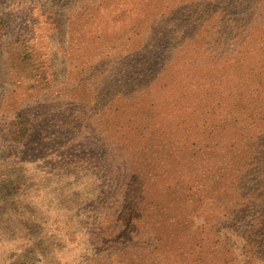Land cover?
<instances>
[{
	"label": "trees",
	"instance_id": "trees-1",
	"mask_svg": "<svg viewBox=\"0 0 264 264\" xmlns=\"http://www.w3.org/2000/svg\"><path fill=\"white\" fill-rule=\"evenodd\" d=\"M189 6L185 19H196L190 33L179 31L177 10L164 13V26L153 44H123L119 64L107 57L101 65L108 68L78 71L72 92L58 89L62 96L75 95L74 104L65 108L74 120L38 131L21 114L4 115L0 121V204H8L9 190L21 184L28 158L43 151L36 145L42 138L43 145L59 147L58 158L69 161L78 181L102 185L95 186V198L87 205L92 209L85 243L69 240L84 252L77 264H264V0ZM8 27L0 14V49L8 46L0 54L5 68L0 69V83L12 65L19 74L26 73L29 84L46 82L34 72L32 51L14 48L6 57L12 42L19 43L9 37ZM175 51L186 60L190 74L185 80L195 88L182 96L181 116L164 125L151 94L160 90L157 82ZM178 77L171 74L166 82L173 85ZM138 108L140 122H132V114L126 124L118 122L129 109L135 114ZM73 123L90 127L91 137L104 143L111 159L106 175L102 163L78 155L77 142L65 141ZM132 131L149 132L155 139L151 135L136 147L115 135L123 132L126 138ZM47 132L51 138L45 137ZM163 154L183 160L190 170L168 172L176 182L160 186L166 173H157L147 156L159 161ZM101 174L103 184L97 178ZM149 183L166 192L164 200L147 202ZM63 237L50 236L62 241L60 247L68 243ZM40 241L44 248L38 251L39 244L33 243L21 251L17 264H30L32 256L44 253L50 264H68L49 252L52 243Z\"/></svg>",
	"mask_w": 264,
	"mask_h": 264
},
{
	"label": "rangeland",
	"instance_id": "rangeland-1",
	"mask_svg": "<svg viewBox=\"0 0 264 264\" xmlns=\"http://www.w3.org/2000/svg\"><path fill=\"white\" fill-rule=\"evenodd\" d=\"M223 1L0 0V14L8 20L9 37L13 41L19 40V43L12 42L13 46H10L11 50L9 48L6 57H9V53L14 48L32 51L31 63L34 65V72L46 79L44 83L31 85L24 78L25 72L19 74V70L13 65L7 67L8 74H5V80L0 83V121L3 122L4 115L21 114L34 123L37 131L39 127L45 129L46 126L55 129L56 122L69 123L74 119L70 114L65 113V108L74 104L71 95L72 98L75 95L66 93L62 96L58 89L67 88V91L72 92L70 85L72 81L75 83L77 75L80 76L78 71L83 69L93 71L95 66L96 70H100L99 66L108 68L107 65H101L108 61L107 57H112L119 64L123 56L121 52L123 44L136 46L153 44L157 39L154 35L158 28L164 26L161 20L164 13L177 10L175 18L179 31H183L185 35L186 31L190 33L195 27L194 15L185 19L187 15L184 10L191 8L190 3L201 2V5L217 7ZM48 12H52V15ZM6 47L8 46L5 45L0 49L1 55H4ZM183 49L189 51L191 48L185 46ZM172 57L161 82H157L160 90L155 89L151 94L154 105L164 119V125H168L169 121H176L181 116L182 109L179 103L182 96L187 91L194 93L192 88H195L185 80L186 75L190 73H187L189 67L186 65V60L181 58V52L175 51ZM95 61L101 62L95 65L93 64ZM0 69H5L1 57ZM171 74L180 75L173 85L166 82ZM64 81L68 86L63 85ZM79 90L83 92V84L80 85ZM136 110L137 113L133 114V109H129L128 115H121L119 120L117 119L118 122L126 124L131 114L132 122H140L139 108ZM86 127L81 125L80 128L77 123H73L72 128L69 129L71 132L65 133L67 135L65 141L77 142L78 155L88 162L102 163L101 167L104 168L102 171L106 175L111 166V159L107 150L102 149L105 147L104 143L94 140L88 130L90 127ZM3 133L0 128V134ZM49 133L51 132L45 135L46 138H51ZM115 135L125 139L128 146L137 147L142 141H148L152 134L146 132L139 135L132 131L126 134V138L123 132H117ZM152 136L155 139V136ZM42 139H40L42 143H36L41 150L43 149L41 156L36 155L38 157L36 158L33 154V161L32 158H28L30 161L24 166L27 169L24 175L22 174L21 184L17 185L16 189L9 190L8 204H0V264H17V257L21 251L33 247V243L39 244L37 250L40 251V247L44 248L40 241L42 238L46 241L50 239L47 241L52 243L49 252H55L58 258L61 257L62 262L77 264L83 261V250L82 253L76 251L78 247L69 243V240H77L80 245L85 243L83 241H86L89 229L88 216L92 209L87 205L95 198V186L102 185L95 183L93 186L89 181L81 179L78 181L77 176L70 172L72 168L67 165L69 161L58 158L59 147H56V144L45 146ZM25 151L28 152L27 149ZM152 152L155 155L156 152ZM153 155L147 156L152 168L157 173L161 171L167 174L160 176L161 180L158 182L160 186L176 182V177L170 178L168 172L180 171L184 174L190 170L187 163L177 157L168 159L163 154V157L157 161ZM22 169L23 165L20 170ZM97 178H100L103 184L105 176L101 174ZM157 189L155 184L149 183L148 192L145 194L148 203L164 200L166 192L162 194L161 190L159 192ZM5 202L6 199L3 203ZM57 234L59 237L67 238V245L60 247L58 239L50 238ZM32 257L30 264H50L45 258L46 253L43 256L35 254Z\"/></svg>",
	"mask_w": 264,
	"mask_h": 264
}]
</instances>
